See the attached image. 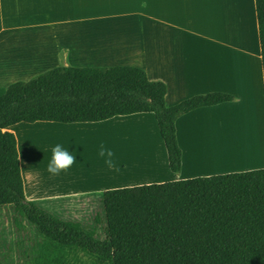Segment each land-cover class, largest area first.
Instances as JSON below:
<instances>
[{"label": "crops", "instance_id": "0c3cea01", "mask_svg": "<svg viewBox=\"0 0 264 264\" xmlns=\"http://www.w3.org/2000/svg\"><path fill=\"white\" fill-rule=\"evenodd\" d=\"M252 1L257 34L250 51L233 44L231 33L225 31L219 37L210 23L211 17L222 13L219 5L226 7L228 0H0V97L11 85L29 82L59 67H135L145 71L150 81L167 86L168 107L213 93L236 98L235 102L194 111L177 122L182 149L180 175L170 170L168 153L152 114L115 117L101 123L41 122L11 127L9 132L17 139L27 200L57 215L89 205H77V199H100L111 190L263 170L264 164L199 172L189 168L187 162L189 151L202 160L215 159L217 129L223 127L224 120L221 115L228 117L235 111L258 107L264 141V71L256 1ZM133 121L153 124L160 143L154 172H161L163 179L97 183L84 174L72 176L69 168L60 173L65 179L59 184L47 171L52 149L59 141L94 140L88 144H101L97 137L111 128L107 144H113L116 153L126 145L122 133L134 136ZM199 130L205 132L204 136H199ZM139 157L146 155L140 152ZM127 164L125 161L120 167L123 175H128ZM46 178L52 183L51 189L42 186Z\"/></svg>", "mask_w": 264, "mask_h": 264}, {"label": "trees", "instance_id": "16d2710c", "mask_svg": "<svg viewBox=\"0 0 264 264\" xmlns=\"http://www.w3.org/2000/svg\"><path fill=\"white\" fill-rule=\"evenodd\" d=\"M256 14L264 71V0ZM168 90L135 67H59L11 85L0 97V208L14 207L36 233L30 264H264V169L111 190L103 195L108 242L29 202L18 144L21 123H101L152 114L170 170L180 175L177 122L236 98L200 95L168 107Z\"/></svg>", "mask_w": 264, "mask_h": 264}, {"label": "bare ground", "instance_id": "6f19581e", "mask_svg": "<svg viewBox=\"0 0 264 264\" xmlns=\"http://www.w3.org/2000/svg\"><path fill=\"white\" fill-rule=\"evenodd\" d=\"M232 6L230 0L227 6L219 5L216 17L210 18V23L219 37L226 31L233 35L232 43L240 48L252 51L255 46V30L256 22L254 19V8L252 0H233ZM240 5V6H239ZM248 12V13H247ZM213 30V29H212ZM244 41V42H243ZM245 43V45H244ZM224 116L223 124L219 127L216 138L217 154L214 160H202L198 158L192 151L187 154V162L189 168L199 172L225 171L234 168H245L253 165L264 164V141H261V122L259 120L258 107L251 111L236 112L226 117ZM144 120V119H137ZM131 125L134 131L132 137L121 136L126 140V145L120 149H116L114 161L119 168L109 169L104 163V159L98 156L99 144H96L97 150L93 149V163L95 165L88 166L89 177L98 179H110L111 181L120 180L121 182H143L156 179H163L161 172H154L157 155V148L160 143L156 137L154 126L146 121H133ZM199 136H204L203 130L198 131ZM196 148V145H195ZM64 149L75 155L76 162L70 167L71 175L81 177L84 174V159L79 149L73 144H66ZM95 150V151H94ZM143 152L146 157L140 158L139 154ZM81 156V157H79ZM127 162L129 171L128 175L120 173V167ZM136 164V165H135ZM154 173V174H153ZM65 179L64 175H56L55 181L61 184ZM42 186L45 189H51L52 183L50 179L43 180ZM54 186V185H53Z\"/></svg>", "mask_w": 264, "mask_h": 264}, {"label": "rangeland", "instance_id": "374dc122", "mask_svg": "<svg viewBox=\"0 0 264 264\" xmlns=\"http://www.w3.org/2000/svg\"><path fill=\"white\" fill-rule=\"evenodd\" d=\"M255 34H257L256 30ZM107 135H112L111 128H106L101 135L97 137L96 141H100L101 144L103 143L106 148L111 149L115 153L113 144H107ZM91 142L95 141L86 140L77 142L73 139L65 142H58L61 146H63L64 143L73 144L75 148L80 150L78 153L82 154L81 156L84 159L83 167L85 176H90L88 174V166L92 164L95 165V162L93 163L92 155L96 156L95 153H93V149L97 150V147L88 144ZM83 143L86 145L83 146ZM121 148L122 147L120 146V151ZM90 178L92 181L97 180V183L110 180L100 179V175L98 179ZM102 198L103 197H100L99 199V197L92 196L90 197V200L77 199V205H82L84 202L89 205H82L81 208H76L68 212L64 211L60 214L51 216L62 222L68 221L69 223H79L82 227L81 231L86 235L97 241L108 242L107 222ZM16 217L17 215L14 212V207L0 208V264H30L33 255L32 248L36 240L35 229L28 221L21 218H18L21 227H17L15 224Z\"/></svg>", "mask_w": 264, "mask_h": 264}, {"label": "clouds", "instance_id": "9594fccd", "mask_svg": "<svg viewBox=\"0 0 264 264\" xmlns=\"http://www.w3.org/2000/svg\"><path fill=\"white\" fill-rule=\"evenodd\" d=\"M114 155L115 153L111 149L106 148L103 143L100 144L98 156L104 159V163L109 169L119 171V168L113 159ZM75 162V155L64 149L60 144H57L52 149V158L48 164L47 171L53 176H56L63 171H67Z\"/></svg>", "mask_w": 264, "mask_h": 264}]
</instances>
